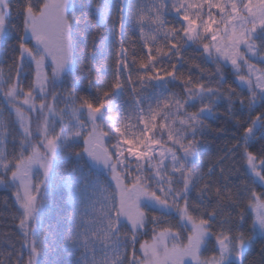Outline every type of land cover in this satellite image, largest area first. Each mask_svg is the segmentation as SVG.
<instances>
[{
  "label": "snow or ice",
  "instance_id": "obj_1",
  "mask_svg": "<svg viewBox=\"0 0 264 264\" xmlns=\"http://www.w3.org/2000/svg\"><path fill=\"white\" fill-rule=\"evenodd\" d=\"M166 12L175 13L171 24ZM93 19L87 52L92 61L114 56L111 81L104 64L76 75ZM228 75L235 87H225ZM168 80L180 90L145 106L152 82ZM121 91L130 104L115 102ZM0 94L20 128L0 134V185L16 190L21 230L19 241L5 239L0 264H46V255L68 257L47 264H264V246L259 259L246 251L257 226L264 237V0H0ZM221 102L240 135L205 171L204 113L215 116ZM26 112L37 114L35 135ZM16 135L21 151L7 153ZM62 152L110 173L109 195L88 214L82 164L68 174L69 202L53 201Z\"/></svg>",
  "mask_w": 264,
  "mask_h": 264
},
{
  "label": "trees",
  "instance_id": "obj_2",
  "mask_svg": "<svg viewBox=\"0 0 264 264\" xmlns=\"http://www.w3.org/2000/svg\"><path fill=\"white\" fill-rule=\"evenodd\" d=\"M131 3H135L136 0H129ZM91 11V9H89ZM76 17L78 19L81 18L82 13L76 12ZM166 19L169 21V24H171L175 19L176 16L172 14V12H166L165 13ZM103 22V21H102ZM179 27V25H177ZM96 28H95V19H93L92 24L88 25L86 28V35L80 38L81 42V51L78 52V55L81 56L80 62L77 65V76L84 75L87 77L88 73L85 71V65L86 64H95V67L100 68L101 64L105 65V70L107 72L106 79L108 81L112 80V68H109L108 65H112L114 67V56L109 59L107 56L102 60L99 55L95 57V61H92L91 58L88 55L87 49L91 47L92 38L96 34ZM102 32L103 29H100ZM9 43H12V40H8ZM6 47V46H5ZM139 44L137 45V51L139 53ZM146 52V49H145ZM187 55L189 57L195 56L196 52L194 48H189ZM7 59V56L4 57ZM195 63L199 64L200 61L196 60ZM202 67L205 69V71H213L214 65L211 63L204 64ZM225 67L231 71V67L228 65H225ZM5 72L7 71V68L5 67ZM191 72L194 76L199 75V72L196 68H192ZM184 75L187 77L188 71L184 70ZM125 76H127V73H125ZM135 78V77H133ZM228 83L225 85V87H235V84L237 81V78L231 75L227 76ZM27 90V88H26ZM179 85L175 81H163V82H152L151 86L148 87L145 90V97L146 103L145 106H147V103L154 102V100L157 98V96L166 94L170 91H179ZM239 91V89H237ZM81 95H84V93H81ZM51 100V99H49ZM2 101H5L2 94H0V108L2 106ZM127 101V93L126 91H121L117 94L115 98L116 103L124 104ZM127 103H131L130 101H127ZM60 108L63 107V103L59 105ZM196 107H199L198 102L192 107V110H195ZM227 109V102H221L216 110V115L212 116L209 113H204V116L206 117L205 123L209 125V130H206L205 137L206 142L202 143L200 146V160L206 165L205 171H207V167L210 165L207 163L209 160L212 162H215L216 157L218 155H221V153L217 152V148H223L225 141H232L236 137L240 135V130L238 126L236 125L235 121L230 119L229 117L225 116V111ZM7 108L3 107L0 109V112H2V115L5 116ZM6 112V113H5ZM238 118L241 120H246L248 116V112L245 110L242 114L238 112ZM37 123L34 121L33 118H31V130L33 135H35V128ZM218 128H224L225 132L218 133L215 130ZM15 133L17 131L10 130ZM11 139L10 145L8 147L9 152H12L16 155L19 154L21 151L20 145L16 142L17 139H20L19 135L15 136V143H13V137L9 136ZM27 155V153H25ZM74 161H73V160ZM68 159L64 158V153H61L60 160L55 164V170L51 177L52 183H53V201L54 203L58 204H66L69 202L70 197L68 195V174L71 171L72 168L77 167L78 165H83V172L86 176L89 177V187L86 190L93 189L92 182H94V178L96 179L98 176H102L101 172H98L94 169L92 166L91 160L84 157L82 161H77L74 158ZM79 171V169H78ZM202 186V185H201ZM85 197V196H84ZM87 207H84V211L87 214L89 212V209L85 210ZM20 209L15 201L14 193L10 189H0V250L6 247V244L4 243L5 239L8 237H11L15 241H19L21 239V230H20ZM151 227V225H149ZM147 237V236H145ZM264 246V237L260 235L259 227L257 226V233L254 237V244L252 245L251 249H246V251L249 253V259H251L253 256H255L257 259L259 257L257 256V253L259 252V249ZM17 247L19 245L17 244ZM132 250L129 249V256H131ZM51 255V253H49ZM25 259H27V254L25 253ZM45 262L47 264L48 259H68L66 256L57 257L55 255L52 256H45Z\"/></svg>",
  "mask_w": 264,
  "mask_h": 264
},
{
  "label": "rangeland",
  "instance_id": "obj_3",
  "mask_svg": "<svg viewBox=\"0 0 264 264\" xmlns=\"http://www.w3.org/2000/svg\"><path fill=\"white\" fill-rule=\"evenodd\" d=\"M172 14L175 15L174 12H172ZM227 65L231 67L230 64H227ZM26 83H27V81H26ZM26 88L27 87H25V91L28 90V89L26 90ZM49 99H51V98H49ZM48 102L49 103H52L51 100H49ZM36 103H37V107H38L39 106V101H37ZM2 106L5 107V108H7V110H6L7 113L5 112L6 113V114H4L5 116H3V115L0 116V119H2L8 125V127L5 129L4 127L0 126V134L6 133V132H8L10 130H15V131H17V133H19V131H20L19 123L18 122L13 123V121H16V117H15L14 113H13V115L11 117L9 116V112L12 110V105L7 104L5 101H2ZM3 107H1L0 109H2ZM26 115L28 116V119L30 121V127H31V118H33L34 121L36 123H38L37 118H36V116H37L36 113H27L26 112ZM36 128H37V125H36ZM36 128H35V130H36ZM10 142H11V139L8 138V143L4 146V150L7 153H12V152H9V149H8V147L10 145ZM16 142L17 143L19 142L18 144L20 145V139L19 138L17 139ZM82 147H83V140L82 139H79L77 141V150H79ZM85 157L87 158V156H85ZM9 158L11 159V156H9ZM54 168H55V166H54ZM38 170L39 169H38V166H37V168H34L33 171L35 172V171H38ZM100 172H101V175L102 176H98L96 179L94 178L95 181L92 182L93 189L85 190V192H84V196H85V197H83V199H84V207H87L85 210L89 209V212L88 213L91 212V208L89 206L91 202H95L97 200H101L102 201L105 195H109V193H104L103 190L109 187V182L111 181L110 173H109L108 170L107 171H100ZM9 178H10V173H9ZM6 183H7V181H6ZM97 186H99L100 191H98L96 189ZM113 187H114V185H113ZM0 189H10V190H12L13 193H14V197H15V191H16L15 188H12L11 186L5 187L3 185H0ZM15 201H16V198H15ZM16 203H17V205H18V207L20 209V206H19V204H18L17 201H16ZM141 204H142V206H144L146 208V210L151 207V202H148V201H142ZM96 206H97V208H99V204H97ZM149 228H151V227H149ZM150 239H151V235H149L147 237H145V236L144 237H141L140 243H143L145 240H150ZM169 246H171V245H169ZM136 248L139 249V244L136 245ZM137 256L138 257L142 256V253L137 252Z\"/></svg>",
  "mask_w": 264,
  "mask_h": 264
},
{
  "label": "water",
  "instance_id": "obj_4",
  "mask_svg": "<svg viewBox=\"0 0 264 264\" xmlns=\"http://www.w3.org/2000/svg\"><path fill=\"white\" fill-rule=\"evenodd\" d=\"M92 162V161H91ZM93 167L98 171H107L108 169L100 163L92 162Z\"/></svg>",
  "mask_w": 264,
  "mask_h": 264
}]
</instances>
